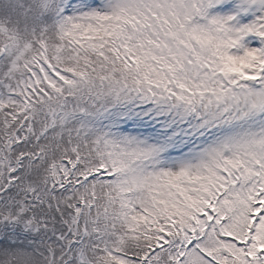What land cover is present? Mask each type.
Instances as JSON below:
<instances>
[{"label": "snow or ice", "instance_id": "1", "mask_svg": "<svg viewBox=\"0 0 264 264\" xmlns=\"http://www.w3.org/2000/svg\"><path fill=\"white\" fill-rule=\"evenodd\" d=\"M0 264H264V0H0Z\"/></svg>", "mask_w": 264, "mask_h": 264}]
</instances>
